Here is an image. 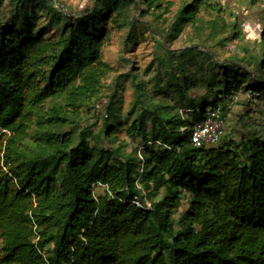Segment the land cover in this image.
Returning <instances> with one entry per match:
<instances>
[{
  "label": "trees",
  "instance_id": "1",
  "mask_svg": "<svg viewBox=\"0 0 264 264\" xmlns=\"http://www.w3.org/2000/svg\"><path fill=\"white\" fill-rule=\"evenodd\" d=\"M20 1L0 22V264H264V122L245 125L252 110L264 119V58L197 79L185 69L194 47L166 51L170 67L186 60L181 80L158 71L150 88L140 77L125 113L114 92L82 126L110 72L104 22L130 5L169 14L175 0H99L73 20L55 9L54 39ZM180 1L173 38L202 9L220 11L218 0ZM240 89L241 130L192 147L193 126Z\"/></svg>",
  "mask_w": 264,
  "mask_h": 264
},
{
  "label": "rangeland",
  "instance_id": "2",
  "mask_svg": "<svg viewBox=\"0 0 264 264\" xmlns=\"http://www.w3.org/2000/svg\"><path fill=\"white\" fill-rule=\"evenodd\" d=\"M20 0H3L0 6V22L10 20L12 10ZM21 0L20 6L29 15H37L36 29L38 36L44 39H54L61 29L53 18V12L59 10L73 20L79 15H86L92 6L99 0ZM180 0L174 1V7L169 14L160 15L158 12L144 11L134 6L115 11L102 26L105 30L104 45L101 59L108 65L110 72L103 80L102 96L98 103H90L88 107L81 109L78 122L82 126L92 125L93 115L96 109H100L109 96L115 92L121 100L123 112L128 109L134 99V85L143 77L145 83L151 88L153 77L159 71V76L165 82V71L182 78L180 70L184 67L185 59L175 58L172 67L166 64L167 52L179 56L185 48H195L193 52L195 62L186 66L187 73L197 79L209 78L212 73L220 76L222 68L235 65V60L241 62L247 68H253L255 61L264 58V41L261 40L264 28V14L257 15L252 7L251 0H218L220 11L201 10L200 21L194 26L185 27L176 38L170 37V27L174 20V13L180 6ZM144 8V7H143ZM64 14L61 19L64 20ZM65 16V17H66ZM257 17V18H256ZM67 18V17H66ZM130 23H133L134 33L132 43L129 38ZM56 25H58L56 27ZM235 25V28L231 26ZM226 28V29H224ZM223 41V44L220 43ZM198 53V55L196 54ZM250 58H253L250 60ZM254 62V63H253ZM149 71L145 76V71ZM136 74V75H135ZM137 76V77H136ZM240 96H232L222 114L226 119L223 140L241 130L238 125L237 115H243L247 107L243 106L247 93L243 89L238 91ZM244 97V98H243ZM249 98H251L248 95ZM173 98L169 94L168 101ZM50 103L45 104V109ZM96 108V109H95ZM245 110V111H244ZM252 117L245 121L247 131L259 123H263V116L252 110ZM98 116L100 113L98 111ZM66 127L64 131H67ZM113 146L118 145V140L125 137V133H118ZM140 152V151H139ZM140 154V153H139ZM138 154V155H139ZM101 190L94 188V193ZM150 208V200L145 201Z\"/></svg>",
  "mask_w": 264,
  "mask_h": 264
},
{
  "label": "built area",
  "instance_id": "3",
  "mask_svg": "<svg viewBox=\"0 0 264 264\" xmlns=\"http://www.w3.org/2000/svg\"><path fill=\"white\" fill-rule=\"evenodd\" d=\"M254 2L264 4V0H254ZM225 126L226 123L220 110L209 112L203 121L193 126L191 133V146L194 148H200L202 146L216 145L224 135ZM133 203L136 206H140L141 204L138 199H134Z\"/></svg>",
  "mask_w": 264,
  "mask_h": 264
},
{
  "label": "crops",
  "instance_id": "4",
  "mask_svg": "<svg viewBox=\"0 0 264 264\" xmlns=\"http://www.w3.org/2000/svg\"><path fill=\"white\" fill-rule=\"evenodd\" d=\"M252 7L256 10V14L257 15H261L264 14V4H259V3H251ZM257 18V17H256ZM264 28L262 29V33H263Z\"/></svg>",
  "mask_w": 264,
  "mask_h": 264
}]
</instances>
